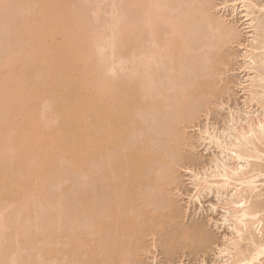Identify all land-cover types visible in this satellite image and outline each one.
Returning <instances> with one entry per match:
<instances>
[{
    "label": "bare ground",
    "instance_id": "1",
    "mask_svg": "<svg viewBox=\"0 0 264 264\" xmlns=\"http://www.w3.org/2000/svg\"><path fill=\"white\" fill-rule=\"evenodd\" d=\"M19 1H33L35 6L29 11L20 3L24 15L14 26L17 49L0 58V202L10 203L17 212V219L10 213L13 219L0 211V264H52V253L59 256L54 264H143L141 255L152 247L150 239L156 242L157 234L165 240V250L206 240L214 243L201 223L178 228L182 209L171 190L180 176L181 159L192 146L184 129L194 125L200 112L210 110L213 91L223 93L227 88L219 89L216 81L221 78L216 75L227 58L224 44L238 37L236 28L213 15L211 0H124L121 9L126 18L121 28L113 22L119 29L111 28L109 40L111 48L120 43L114 45L124 52L120 61L132 64L125 74L111 73L112 64L110 74H103L88 27L68 6L72 0ZM231 1L233 11L241 8L248 28V43L241 46L248 81L241 84L244 105L253 101L264 111V39L260 38H264V15L253 11V0ZM7 2L0 0V5ZM132 6L143 17L138 13L141 17H133ZM259 16L263 20L258 22ZM55 34L65 40L56 42ZM249 115H230L228 127L221 130L210 127V131L206 125L202 139L218 150L220 158L215 154L203 173L189 169L197 188L195 199L214 188L218 195L225 194L228 205L223 220L231 222L232 235L219 246L223 255L219 262L211 264H264L263 218L260 209L248 203L249 197L259 196L257 178L264 177L258 161L264 156V115ZM76 173L92 184L90 194L81 191L84 197L71 193L82 197L81 203L67 204L63 199L64 203L63 191L48 192L52 181L62 183ZM41 180L46 188L42 191L37 185ZM75 188L77 192L79 186ZM50 194L57 195L52 199ZM47 197L54 202L48 203L49 209L57 201L61 207L56 205L49 215ZM37 199L44 201L39 202L46 209L41 215L49 219L41 229L38 224L36 229L26 226ZM19 219L26 228H19ZM175 219L176 227L171 224ZM169 224L174 228L162 233ZM60 233L62 247L50 248L52 236L58 238ZM15 241L31 244L36 252L30 249L29 257L20 256Z\"/></svg>",
    "mask_w": 264,
    "mask_h": 264
},
{
    "label": "rangeland",
    "instance_id": "2",
    "mask_svg": "<svg viewBox=\"0 0 264 264\" xmlns=\"http://www.w3.org/2000/svg\"><path fill=\"white\" fill-rule=\"evenodd\" d=\"M8 1H10V2H7L4 5H0V58L1 59L3 57V54L5 55L7 50H9V51L13 50L14 51L17 49L18 45H16V43L18 41L17 40L18 38L16 37L17 34L15 32V27H16L15 23L17 24L16 21L18 19H20L21 16L24 15V8L25 9L29 8L28 10L31 11V9H32L31 7L33 5L35 6L33 1H28V2L27 1L26 2L25 1L20 2L19 0H15V1L14 0L13 1L8 0ZM122 1H124V0H72L70 2V4L68 5V6H70V8L72 10H74V11L76 10V12L82 18L81 20H84L85 25L88 27L87 31L89 32L91 39L93 41V44H94V47L92 45V47L94 49L93 50L94 55H95L96 59L97 58L99 59V64L102 65L103 74H106V73L110 74L111 71L108 69H110L111 67H112L111 73L125 74L124 72H126L127 68L132 64V63L130 64L129 62L127 63L126 61H124L127 63L125 65V63L121 62L122 60L120 61V59H123V58H121V56H123L122 53L124 54V52L121 51L120 48L116 47L120 43L118 42V44H117V41H116L115 42L116 46H114L115 45L114 44V45H112V48H111V45H110L111 40H109L110 39L109 33H111V34L113 33L112 32L113 30L110 32L111 28L116 29L117 27H119V25L121 28L122 22L126 18L125 17L123 19V17H124L123 13L124 12L122 11L123 8L121 9V7H122L121 5L124 2H122ZM211 1H213L211 4L214 5L213 6L214 8H211L212 9L211 12L213 13V15H216V14L218 16L220 15L219 17L223 21H225V23H228L229 25L230 24L233 25L234 28H236V30L238 32V37H237V39H235V41L228 43V44L227 43L224 44L223 50H225L224 52L227 53L229 56L226 54L227 58L220 63V67H219L220 68L219 70H221L222 72L219 71L220 73L218 72L217 73L218 75H216V76H218L216 78H219V75L221 78V79H218L219 81L216 79L217 80L216 82L219 83L218 86L220 85L219 89L224 87V86L226 88V86H227L226 90L224 89L225 91L223 90V93H222V90H220L221 92L220 91L219 92L213 91L211 93L210 103L207 105L208 107H210V110L208 112H205V114L200 112L199 113L200 116L198 115V117H197L198 120L194 121V125H193V123L189 124V126L191 125L189 127L187 125L188 123L186 124L188 127L185 128L184 130H186V134L188 133V136L192 140V142H191L192 146H190V148L188 147L190 149V153L188 152L189 149L187 148L188 150H187L186 155L191 156V153H193V154L191 157L188 156L189 160L186 159L187 156H185L186 158H184V159H186V161H190L192 158V162L194 164L190 161L191 163H188L189 164V166H188L187 164H185L187 162L184 159H181V161L183 160L184 163L182 162L183 165L180 164V165H182L181 167H180V165H178V167H180V168H178L179 170H177V172L179 173L178 175H180V176H178V181H175V185H174L175 188L173 187V189L171 190V195L175 198L176 203L178 202L177 203L178 207L181 205L180 207L182 209V211L180 209V211H181L180 212L181 213L180 218L181 217L182 218L181 219H179V217L177 218L178 222H180V223H178V226H179L178 228L181 227L180 224H182L183 226L184 225L185 226H193V225H196L197 223L198 224L201 223L202 226H204L205 229L207 230V231L205 230L206 233L207 234L210 233L209 236H211L213 241H215V242L212 244H211V242H209V244H207V240H206V242L202 241V243L201 242L200 243L199 242L194 243V244L190 243V244H187V246L180 244L177 248L175 247L174 249H171V250L170 249L165 250L164 249L165 240H162L164 242V244H163L162 241H160L161 239L159 240L160 235L157 234V236H155L156 242H154V240H153L154 238L150 239L149 243H153L152 247H150L149 251H143V254L141 255V258L143 259V264H180L181 262L183 264H203L204 262L206 264H211L213 262H219V259H220L219 256L221 255L219 252L220 251L219 248L224 246L223 242L225 241V238L230 237L232 235V232L230 229L231 222L224 223V220H223V217L227 215V212L225 211V207L226 206L228 207V205L225 204V199H224L225 194L224 195H218L214 188H213V190L205 189L202 191V194L197 199H195V195H196L195 194L196 193L195 188H196V186H194L195 183L193 181V176H191L193 174L191 171L193 170L194 172H196L195 171V169H196L197 171L199 170V173H203V170H205V169L207 170L208 167H210V165H212L210 160H212L214 158L215 154H217L216 156H218L220 158V154H219L218 150L213 145H209L206 140L204 141V139H202L204 137L203 135H204V130H205L206 125H209V127L208 126L207 127L210 129V131H212V129L210 127H213V129L216 128L218 130H221L222 128L228 127L229 123L227 120L230 118V115H233L235 118L236 117L237 118H245L246 113L250 114L254 117L256 114H258L257 116H261L262 114L264 115L263 109L259 105H257V103L255 104V102H253V101L248 102V104L246 105V106H248L247 108L244 105V103L246 104L247 99H246V95H245L246 93L243 92L244 90H243L241 84L246 85V83H248V81H247V77H246L247 72H246V70L244 71V65H243V63H244L243 51L244 50L242 47H243V43H245V44L248 43L249 37L247 34L248 33L247 25L244 24L245 22H243V18H241V12H240L241 8H238V10H237L238 13H236L235 11L232 10V8L230 6V2H232L231 0H211ZM254 1L256 2L257 5L255 4L253 6L254 7L253 11H255V13L257 15H261V14L264 15V13H263L264 12V0H253V2ZM224 2H226V3H224ZM20 3L24 4L25 7L22 8L24 5H21L22 6L21 7ZM132 9H133V6L131 8V14L133 15V17H135L137 15L136 13H138L139 15L142 16V13L140 14V12H138L135 8L133 9L134 10L133 12H132ZM22 10H23V12H22ZM22 13H23V15H22ZM138 16H136V18ZM141 16H139V17H141ZM259 17H260V19H259ZM259 17H258V22L261 19L263 20L262 16H259ZM136 18H134V19L136 20ZM113 22L115 23V27L117 26L116 28L114 27ZM133 23H136V21H133ZM137 23H140V20H139V22L137 21ZM141 23L143 24L142 20H141ZM260 23H258V24H260ZM136 25H138V24H136ZM118 29H116V31ZM262 35L264 37V34H262ZM260 38L264 39L262 37H260ZM54 39L56 42H61V41L65 40V39H63L62 34L61 35L55 34ZM47 41L51 45H53V43L51 42L50 39H47ZM118 49H120V50H118ZM136 49H139V48H135V50ZM135 52H134V56H136ZM134 56H133V58H134ZM134 59H135V62L137 63L138 59H136V57ZM223 62H225V63H223ZM111 64H112V66H111ZM124 66H125V68L127 66V68L125 69ZM99 67H101V66H99ZM103 67H105V68H103ZM128 71H129V68H128ZM257 83H260V81L259 82L257 81ZM262 85H264V84L262 83ZM257 89H259V88H257ZM262 98H264V97H262ZM261 100H263V99H261ZM44 104H45V101H44ZM200 131L203 132V134ZM260 148L262 149V146ZM193 158H194V161H193ZM258 161L260 163L259 165L263 166V168H264V156L261 159H258ZM62 162H64V161H62ZM61 164H63V163H61ZM184 164H185V167L188 166L189 168H185ZM64 165H61V166H64ZM176 169H177V166H176ZM79 175L78 174L77 175L72 174L70 176L74 177L75 179L74 178L71 179L70 177H69L70 180H68V178L64 179L65 181L62 179L63 180L62 183H60V180H58L60 184H57V185L55 183H58V181L57 182L52 181V182H54L53 184H52V182H51V184H48L49 182L47 181L48 182V183L46 182V184H48L47 189L50 190V191H48V190L47 191L52 192V193L53 192L58 193L59 191L60 192L63 191L64 193L62 192V194H63L64 198L61 197L62 198L61 199L60 196H57V197L60 198V200H62V201H63V199H65L66 201L69 200L70 203L72 200V204L77 205V204H79V201H80L79 199L90 194V191L92 190V186H91L92 184L89 181V178L86 177V180L89 182L88 183L84 178H82V175H80V176ZM75 176H77L78 178ZM76 178H77V180H76ZM22 180H21V182H22ZM257 180L258 181L256 184L258 185L257 186L258 188H257V190H255V192L259 190L260 192L259 191L256 192V193H259V196L258 197L255 196L254 198L252 196H251V198L249 197L250 202H248V203L251 206L253 205V206L257 207L258 209H260L259 214H260V216H262L263 219L262 218L261 219L264 223V177L259 176L257 178ZM41 181L39 184H37L39 186L38 188L40 189V191L43 190L44 184H45L44 180H41ZM38 182L39 181H37V183ZM74 182H75V185H74ZM78 186H79L78 191L74 192V190H77V188H75V187H78ZM45 187H46V185H45ZM71 187H73V188H71ZM70 188L73 191L72 190L69 191ZM44 189H46V188H44ZM79 189H80V191H79ZM89 189H90V191H88ZM68 191L70 192V196L68 194ZM81 191L84 194H86L85 192H87L88 194L84 195ZM255 192H254V194H255ZM45 193H44V195H45ZM71 193L76 194V195L78 194L79 197L82 195V197L79 198L77 196V198H76V197H73L74 195H72V197L74 199L76 198V200L74 201V199H72V197H71ZM64 194H66V195H64ZM53 195H51L53 198L50 196L49 197L54 199L55 198L54 196L57 194H55L54 196ZM65 196H66V198H65ZM68 196L71 199H67V198H69ZM34 197H36V196H34ZM49 197H47V198L49 199ZM191 197H193V198L191 199ZM52 199L51 200L46 199L48 202L45 200L47 209L50 208L49 205H52L54 203L52 201ZM65 200L63 201L64 203L66 202ZM50 201H52V204H50ZM69 201L66 203L70 204ZM39 202H44V201L43 200L40 201L37 199L36 202H34V203L31 202V203H33L32 204L33 207H31L32 206L31 205L30 209L34 208L33 209L34 211L32 213V210L31 211H30V209L28 210L31 212V213L29 212L31 215H28L29 219L27 218L28 222L26 220V222H27V224L25 223L26 226H28V225L33 226L34 224H38V229H41V228H43L42 225H44V222L49 220V219L46 220V216L49 215L48 213L53 209L54 206L52 207V209H49V211L45 209L46 211L45 210L44 211L48 215H46V216L44 215V217H42L43 215H41V214L44 211L42 210V206H41V204H39ZM48 203H49V205H48ZM58 203H59V201H57L55 203L57 205V208H61L58 206ZM75 203H77V204H75ZM80 203H81V201H80ZM8 204H10V203H8V202H7V204H5V202L1 203L0 211H1L2 216L8 217V215L10 213L12 214L13 211L15 210L12 208V206H10V205L8 206ZM56 205H55V207H56ZM79 207H80V205H79ZM23 210H22V213H25V212H23ZM58 210H60V209H57L56 212H58ZM45 212L43 214H45ZM56 212H54V210H53V212H51V213L54 214ZM15 213H17V212L15 211L13 213V216L16 217ZM11 214L9 217H11ZM85 215H87L86 212H85ZM85 215L82 214L83 218H81V219H84ZM13 216L11 218L14 219ZM43 218H45V219H43ZM2 219H3V217H2ZM16 219H17V217H16ZM177 219H175L176 222L173 221V222H171V224L174 223V226H175V224L177 223ZM6 220H8V218ZM19 220H20L19 222H21V223L23 222V220H21V219H19ZM9 221H8L9 227L10 226L13 227L12 225H10L11 222L9 223ZM14 223H16V221H14ZM5 224H6V222L4 223V225ZM12 224H13V222H12ZM25 224L22 223V224H20V226L18 224V226L20 228L21 225L22 226L24 225V227L26 228ZM171 224H169L171 227L170 226L169 227H167V226L163 227L162 233H165L166 230L169 231V228H172ZM39 226H41V227L39 228ZM174 226H173V228H174ZM6 228H8V227L5 226V229ZM22 228H20V229H22ZM8 229H6V230L9 231ZM34 229H36L35 225H34ZM172 229H170V230H172ZM82 230H86V229H82ZM168 231L166 233H168ZM86 233H87V230L84 232V236L89 238L87 236L88 234L86 235ZM53 234L56 235L57 233L54 232ZM58 235H59L58 238L57 237L55 238V236H52L54 238L52 240V237H51V240H52L51 245L49 243V247L53 248L55 250H57V247L59 249V246L62 247V245H61L62 239L60 236L61 233ZM260 235L261 234H259V236ZM263 235H264V233H263ZM20 237L23 241V237L22 236H20ZM20 237L15 236L13 238H14V240H18V239L20 240ZM157 237H158V239H157ZM263 237L261 235L259 238H263ZM55 239H56V241H54ZM60 240H61V242H60ZM152 240H153V242H152ZM15 242H17V244L16 243H15L16 245L14 244L16 246V247H14V249L18 250V254L20 256H22L23 254H26L27 252L29 253L30 249L32 251L36 250V249L31 248V247H33L31 244H29V245L26 244L27 245L26 246L25 242H23V244H20V243L18 244L19 241H15ZM243 244L244 243L241 242V246ZM54 247H56V248H54ZM16 254H17V252H16ZM56 254H59V253H56ZM24 256L25 255H23V257ZM29 256L30 255L28 254L27 257H29ZM55 256H57V255H55ZM221 256H223V255H221ZM34 257H36V256H34ZM58 257L59 256L54 257V255L52 253V255L50 257V259H52V260L49 261V263L52 262V264H54V262L57 261ZM262 260H261V262H262ZM263 262H264V260H263ZM255 264H259V263H255ZM261 264H263V263H261Z\"/></svg>",
    "mask_w": 264,
    "mask_h": 264
}]
</instances>
